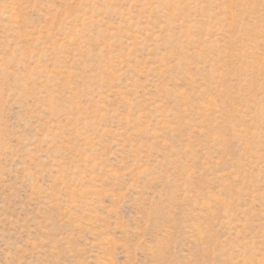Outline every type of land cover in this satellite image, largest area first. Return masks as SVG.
<instances>
[{"label": "rangeland", "instance_id": "374dc122", "mask_svg": "<svg viewBox=\"0 0 264 264\" xmlns=\"http://www.w3.org/2000/svg\"><path fill=\"white\" fill-rule=\"evenodd\" d=\"M0 264H264V0H0Z\"/></svg>", "mask_w": 264, "mask_h": 264}]
</instances>
